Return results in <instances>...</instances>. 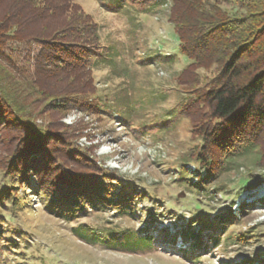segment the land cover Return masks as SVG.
<instances>
[{
  "label": "trees",
  "instance_id": "16d2710c",
  "mask_svg": "<svg viewBox=\"0 0 264 264\" xmlns=\"http://www.w3.org/2000/svg\"><path fill=\"white\" fill-rule=\"evenodd\" d=\"M8 1L0 12V128H5L0 132V264H7L6 254L21 246L22 234V229L8 227L2 216L36 213L26 196L29 190L49 215L68 221L91 212L135 220L140 200H149L139 185L106 165L97 143L81 144L83 137L92 140L89 125L80 120L66 123L59 113L76 110L101 116L108 106L101 104L94 74L103 65L111 66L117 53L108 51L109 59L102 55L106 47L99 23L76 0ZM168 2L172 15L179 7L180 18L187 17L181 27L177 24L180 52L189 59L182 74L202 63L205 68L216 64L198 84L184 90L176 106L197 141L176 166L179 179H190L184 167L192 162L206 171L199 191L246 167L250 173L264 170V0L256 5L255 0ZM203 9H214V16H196ZM32 45L40 47L33 68L19 61L26 50L31 56ZM248 159L252 163L247 164ZM245 208L252 205L242 204V216ZM195 216L188 228L199 224L201 230L181 233L186 242H193L192 249L183 250L188 255L207 248L204 232L213 248L249 238L248 232H230L241 222L231 211L218 220ZM153 222L141 230L80 223L73 231L79 239L110 250L145 251L154 248ZM160 233V240H171V234Z\"/></svg>",
  "mask_w": 264,
  "mask_h": 264
},
{
  "label": "rangeland",
  "instance_id": "374dc122",
  "mask_svg": "<svg viewBox=\"0 0 264 264\" xmlns=\"http://www.w3.org/2000/svg\"><path fill=\"white\" fill-rule=\"evenodd\" d=\"M76 1L100 25L101 40L106 47L102 55L108 51L117 54L112 58L111 66L103 65L94 74L101 104L108 105L102 108V115L62 110L60 116L66 123L74 124L80 120L89 125L92 140L83 137L81 144L97 143L98 154L101 159H106V165L116 168L123 179L139 185L137 187L149 195V200H140L139 217L135 220L120 218L112 212H91L68 221L49 215L44 210V203L29 190L26 196L36 213L2 216L12 230H23L19 238L21 246L6 254V263L246 264L247 261V264H264V170L256 169L250 173L246 167L231 177L217 178L208 190L199 191L206 171L192 162L184 167L190 179H179L176 166L181 165L179 161L183 154L197 141L191 139L190 122L179 114L176 106L186 95L185 89L198 84L202 76L216 67L211 63L209 68H205L202 63L191 68L190 73L182 74L189 59L179 50L177 28L187 17L180 18L182 12L179 7L172 15L168 0ZM6 3L10 1L0 0V12ZM213 12L214 9H203L196 16L213 17ZM76 18L74 13L72 21ZM32 47L30 57L28 50L19 57L22 65L31 68L34 67L33 56L40 49L37 45ZM119 109L121 112L117 113ZM0 132L5 133L3 126ZM246 163L252 162L248 159ZM249 185L254 186L250 188ZM243 202L253 204L252 209L245 208L247 213L244 216L240 212ZM145 209L149 213L152 210L154 220L149 218ZM229 211L241 218L240 224L229 228L230 232L249 233V238L238 245L225 247L223 244L221 248H213L204 232L202 238L207 248L200 251L198 258L194 254L190 260L187 259L190 252L181 250L184 247L186 251L192 249L193 242H185L182 248L161 243L160 232L175 235L181 234L183 229L201 230L199 224L188 228L197 214L218 220ZM107 217L113 220L112 224L108 223ZM152 221L159 229V234L152 233L156 240L153 250H110L79 239L73 231V227L80 223L94 228L108 225L141 230L144 224L148 226ZM23 232L27 234L23 235Z\"/></svg>",
  "mask_w": 264,
  "mask_h": 264
}]
</instances>
